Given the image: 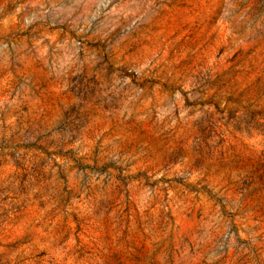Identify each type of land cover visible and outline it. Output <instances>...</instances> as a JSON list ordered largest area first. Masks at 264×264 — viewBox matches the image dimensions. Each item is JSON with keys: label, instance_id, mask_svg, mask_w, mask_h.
Listing matches in <instances>:
<instances>
[{"label": "rangeland", "instance_id": "rangeland-1", "mask_svg": "<svg viewBox=\"0 0 264 264\" xmlns=\"http://www.w3.org/2000/svg\"><path fill=\"white\" fill-rule=\"evenodd\" d=\"M0 264H264V0H0Z\"/></svg>", "mask_w": 264, "mask_h": 264}]
</instances>
